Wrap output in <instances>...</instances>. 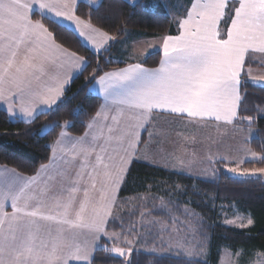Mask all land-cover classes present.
<instances>
[{"label": "snow or ice", "instance_id": "obj_1", "mask_svg": "<svg viewBox=\"0 0 264 264\" xmlns=\"http://www.w3.org/2000/svg\"><path fill=\"white\" fill-rule=\"evenodd\" d=\"M77 4L78 0H0V101L8 103L11 115H16L13 104L17 101L19 114L25 119H32L37 113L46 114L44 109L51 112L70 84L71 72L82 71L87 65L84 57L57 44L48 27L30 18L34 7L56 18L50 23L55 24L58 19L69 22L78 36L97 53L113 39L77 16ZM225 19H230L226 38L220 28ZM178 25V35L162 39L163 57L157 68L130 64L105 72L98 79V68L93 70L88 83L95 80L105 104L89 128L95 126L102 114L105 120L108 119L103 110L110 104L120 106L121 111L129 110L135 121L133 128L144 127V122L155 110L186 116L192 121L234 122L241 101L239 89L245 56L250 50L264 53V0H192ZM65 64L69 66L67 73L63 72ZM260 81L264 82V77ZM111 119L117 121L116 116ZM70 126L65 122L62 127ZM55 127L61 126L45 125L44 130ZM116 133V128L108 126L107 135L101 130L100 136L108 145L121 146L129 133ZM131 135L128 150L115 167L105 162L107 149L100 147L93 171L87 174L90 187L95 190L96 176L100 175L96 169H104L99 201H92L89 189L85 188L84 199L79 201L78 207L74 195L78 188H70L66 197H53L50 203L32 191L31 184L36 177L21 185L17 182L19 178L8 175L5 169V175L0 176V264H69L70 261L79 264L88 261L93 248L88 243L81 245L78 242V230H87L94 240L105 232L116 189L139 140L138 133ZM65 136L62 130L61 139L56 143H62ZM77 145L85 155L96 151V148L84 145L83 137L73 143V152ZM251 155L254 159L264 160V156ZM228 170L242 176L264 174V168L232 167ZM5 201L11 202L10 214L5 211ZM42 222L49 225L47 230ZM252 223L251 219L247 221L248 225ZM106 250L125 255L124 249L119 247Z\"/></svg>", "mask_w": 264, "mask_h": 264}, {"label": "trees", "instance_id": "obj_2", "mask_svg": "<svg viewBox=\"0 0 264 264\" xmlns=\"http://www.w3.org/2000/svg\"><path fill=\"white\" fill-rule=\"evenodd\" d=\"M76 15L110 35L114 41L108 49L95 53L71 30L33 14L34 20H39L54 33L57 43L84 57L87 65L70 82L58 105L51 112L39 114L28 123L12 119L5 112H0V165L13 168L25 176L36 174L41 166L48 163L52 144L64 129L62 126L65 122L71 125L65 129L70 134L74 136L84 134L101 103L100 98L89 91L95 80L88 83V79L93 75L94 69L98 68L96 72L98 78L103 73L124 65L114 60L123 37L129 32L140 33L145 37L176 34L166 10L161 5H154L145 0L134 4H128L123 0H102L96 8L80 2ZM160 60L161 53L152 52L143 57L140 63L148 68H156ZM244 68L236 125L244 130L254 129L255 136L249 147L255 153L264 155V85L251 81L246 73L247 68L264 70V61L259 62L254 55L248 54ZM53 124L61 127L42 133L45 125ZM225 166L226 163L223 161L214 162L212 164L214 177L205 180L135 160L118 195V201L122 204L127 199L134 198L135 209L132 212L126 211L127 209L123 212H113L106 225L108 232L123 231L126 225L136 219L142 208H151L150 203L139 205L143 193L152 191L155 196L160 197L167 188L175 190L179 186L182 193H175L179 198L174 207L177 211L189 204L198 213L196 223L201 227L203 240L208 244L206 260H188L183 257L158 256L144 252H133L129 259L125 260L107 251L110 244L102 238L90 264H218L223 248L234 254L240 250L246 255L255 251L264 253V180L261 177L231 175L225 171ZM243 167L262 168L264 160L246 162ZM219 207L222 209L235 207L249 216L253 223L246 228L227 227L220 222V216L217 214ZM159 213L153 215L167 218L163 212Z\"/></svg>", "mask_w": 264, "mask_h": 264}, {"label": "crops", "instance_id": "obj_3", "mask_svg": "<svg viewBox=\"0 0 264 264\" xmlns=\"http://www.w3.org/2000/svg\"><path fill=\"white\" fill-rule=\"evenodd\" d=\"M101 1L102 0H78V4L80 2H83L91 8H96L101 3ZM123 1H125L128 4H134L140 0H123ZM145 1L152 2L154 5H157V4L161 5L166 10L167 14L170 16L172 23L174 25V28L176 31L175 35H178V28H179L178 21L180 19L184 18V16L186 15V9L191 6L192 0H145ZM229 7L231 8L232 5L230 4ZM33 14H37L41 17H44V18H47L50 20L56 19L55 17L52 16V14H49L47 12L41 13V11L38 9V7H34L30 11V18L33 21H39V20L33 19V17H32ZM75 14H76V12H75ZM82 20L85 23H89L88 21H86L84 19H82ZM56 23H58L64 27H66L67 29L71 30L88 49H90L92 52L97 53L96 50L93 49L90 44H88L83 38L78 36L77 32L74 30V26L71 25L69 22L64 21L63 19H58V20H56ZM229 24H230V19H225L220 24L222 36H224L225 38H226V30H227V27ZM90 25L93 28L98 29L95 26H93L92 24H90ZM98 30H100V29H98ZM100 31L104 32L102 30H100ZM175 35H171V36H175ZM164 36H168V35H162V36H157V37H145V36H142V34H140V33L129 32L125 37H123L120 40L119 45H118V52H117L116 57L114 59L115 62L123 63L124 65L122 67L110 70L108 72L127 67L130 64H136V63L141 64L140 63L141 59L143 57H145L146 55L152 53V52H160L161 53V59H162L163 53H162L161 45H162V39ZM153 40L157 41V43L155 45L156 47L154 46L155 49H151V51H143L145 46L148 43H151V41H153ZM113 41H114L113 39L111 41H109V43L107 45H105V47L103 49H101L100 52L108 49ZM57 44H59V43H57ZM70 52H72V51H70ZM248 54L254 55V58L257 61L262 62V61L257 59V56L264 55V53L253 52L250 50L246 54L245 59H246ZM77 56H79V55H77ZM145 68H148V67H145ZM149 69H154V68H149ZM249 69H252V68H247L246 73ZM254 69H256V68H254ZM244 70H245V68H243V71ZM68 71H69V66L67 64H65V66L63 68V72L67 73ZM243 71H242V73H243ZM79 72L73 70L71 72L70 80L72 81L74 79V77ZM89 91L93 95H96L97 97L100 98L101 103H100V106L98 108V111H102V106L105 104V100H104L102 94L99 93V86L96 84L95 81L90 86ZM239 91H240V89H239ZM13 107L16 108V110H17L16 115H11L9 113L7 102L0 101V112H5L12 119H19V120H22V121L28 123V122L33 121L36 118V116L39 115V113H37L34 118L25 119L22 115L19 114V101L14 103ZM46 111H48V110L44 109V112H46ZM103 112L107 114L108 119L105 120L104 115L102 114L101 117L98 118L95 126L93 128H89L88 126L90 123H92L93 118L96 116V114H95L94 117L90 120V122L86 128V131L81 136H74V135L70 134L69 132H67L65 129H63V131L66 133V136L63 139V142L60 144L56 143L58 140L61 139L60 134L58 135L57 139L53 142L52 147H51L50 160L48 161V163L44 164V165L48 166L46 169L41 166L36 174H34L32 176H25V175L20 174L19 172H17L13 168L0 165V176L5 175V169H6L8 175L19 178L17 182L21 185L26 180H28L32 177H36V179L31 184L32 191L38 197H40L42 195L50 203L52 202V198L55 196L66 197L67 195H69L70 193L68 190L72 187H76L79 189V191L74 193V195L76 196V206L77 207H78L79 201L84 199V189L85 188L89 189V198L92 201L96 202V201H99V189H100L101 185L104 183V177L102 175L104 169L102 167L96 169V171L98 173H100V175L96 176L97 187L95 190L91 189L90 179H89L87 174L93 171V166L96 163L95 157H96V154L99 151L100 147L107 149L105 162L110 163L111 165H113V167H115L116 165L119 164L120 157L122 155H124L126 150H128L127 149V143H128V140L132 139L131 133H133V132L138 133L139 140H138L137 146L135 148V151L132 155V159L127 166V171L124 174V178L121 180L119 187L116 189V192H115V200L113 202L112 209H111V215H112L113 207L118 200V195H119L120 189L122 187L124 179H125L128 171H129L133 161L139 160L141 162L147 163V164L152 165V166H157V167H160L163 169H167L171 165L172 166H182V163H180V162L176 165L175 161H180V160L184 161L186 158H188V152L194 153L193 155L191 154L192 159L194 161L197 162V160H199L198 157L196 156V155H198V154H196V152H198L199 149L202 148V146L204 144V139H203V137L201 138L202 129L200 130V133H198V138L195 135H193L192 131H189L186 133L183 131L184 129H182L181 130L182 135L184 136V138H182V142L176 141L175 143L173 142V144H172V142H168L167 145H170V146L165 149V145L167 142H162V140H164L166 138L165 134L168 133V130L166 129L165 125H168L171 127V132H173L172 131V129H174L173 127H176V126H182V128H184V126H192L195 129L196 126L197 127L198 126L203 127L204 124L205 125H207V124L215 125V127L227 126L226 128H228V127L231 128L232 129V138L231 139L221 140L219 137V139H215V141L211 142V143L215 142L213 146L210 144V142H208V145L206 146L207 154L209 156H211V155L216 153L218 156H221L223 159H219L218 161L225 162L226 166L227 165L228 166L235 165V163H230V160H234V158H231L229 156V153H230V155H232V153L235 151L232 149V147L233 146L235 147L238 144V142H236V141L239 140V138L241 136H243L246 132L251 131V129L244 130V129H242L236 125L237 116H236L233 123L227 124V123H224L223 121L217 122L214 119L213 120H206V121H199V120L192 121L189 118H187L186 116H177V115H174V114H171L168 112H162L160 110H155L149 115V119L144 122V127L133 128L135 121L133 119H131V113L129 112V110L124 109L123 111H121L120 106L115 105V104H110L109 108L104 109ZM237 115H238V108H237ZM112 116H116L117 121H113L111 119ZM152 124H154L155 127H152ZM108 126L116 128L117 129L116 134H118V135H123L125 133H129V135L126 136V139H125V142L123 143V145L117 146L115 143L108 145L105 142V140L101 138V136H100L101 130H103V132L106 136ZM203 129H204V127H203ZM220 129H222V128H220ZM252 131H253L252 132L253 135L250 136V140H252V138L255 136V131L253 129H252ZM218 134H221V132H218ZM82 137L84 138V145L89 147V148H96V151H93L90 155H85L79 151V148L81 146L77 145V150L75 152H73L72 151L73 143ZM94 137H95V139H94ZM236 137H238V138H236ZM142 138H143V142H142ZM172 150L175 151L172 154L174 156L173 159L167 157V153L166 154L163 153L165 151H172ZM157 153L166 157V159L161 160L162 159L161 157H156ZM109 156L112 158L111 160L107 159V157H109ZM199 157H200V159L202 161V165H203V157H201V156H199ZM156 158H159V159H156ZM207 160H208V162L206 163V165L210 166V167H212V164L214 162H217V161H214L212 158H209V157H207ZM196 162L194 164L196 166H199V164ZM78 173H81L82 175H77ZM5 211L9 214L12 212L10 201H5ZM111 215L108 217V219L106 221L105 228H106V225H107L108 220L110 219ZM42 225H43V228L45 230H47V228L49 227V225L45 222H42ZM53 230H54V228H53ZM78 231L80 232V235L78 237V242L81 245L88 243L93 248V251L89 257V260L86 262H79V264H90L92 257H93V254H94L96 248L99 246L100 240L102 239L103 233L100 234L99 239L94 240L93 234L87 232V230H78ZM69 264H78V262L70 261ZM218 264H221L220 260H219Z\"/></svg>", "mask_w": 264, "mask_h": 264}, {"label": "rangeland", "instance_id": "obj_4", "mask_svg": "<svg viewBox=\"0 0 264 264\" xmlns=\"http://www.w3.org/2000/svg\"><path fill=\"white\" fill-rule=\"evenodd\" d=\"M156 43V40L151 41V43H148L145 46L143 51H151V49H155ZM257 59L264 61V55L257 56ZM247 76L254 83L264 85V82L260 81V78L264 77L263 69H249L247 71ZM152 127H155V125L152 124ZM165 127L168 130V133L165 134L167 139L165 138L162 140V142H167L165 149L170 146L167 145L168 142H172V144L176 141L182 142V138H184L181 131L182 129H184L183 131L186 133L192 131L193 135H195L197 138L198 133H200V130L202 129L201 138L203 137L204 139L202 148L196 152V154L203 157V165L198 155L196 156L199 160L196 162L191 156V154L193 155L194 153L188 152V158H186L184 161H175L176 165L180 162L182 163V166L171 165L166 170L182 172L197 179H212L214 177V170L212 167L206 165L208 162L207 157L212 158L214 161H218L219 159L223 158L218 156L216 153L209 156L207 154L206 146L208 145V142H210V144L213 146L215 142H211L215 141V139H219V137L221 140L231 139L232 129L229 127L226 128L227 126L215 127V125L204 124V129L202 126H198L199 128L196 126L195 129L192 126H184V128H182V126H176L173 127V132H171L170 126L165 125ZM45 132L46 131L43 129L42 133ZM218 132H221V134H218ZM252 132L253 131L251 129V131L246 132L239 138V140L236 141L238 144L235 147H232V149L235 151L232 153V155L229 153V156L234 158V160H230V163H235V165L225 166V171L237 177H261L264 180V174L257 173L256 175L242 176L239 174V172L233 173L228 170L232 167L245 169L243 165L246 162H263V160L254 159L251 155V153H255L249 147V143L251 141L250 136L253 135ZM174 152L175 151L172 150L165 151L163 153H167V157L173 159L174 156L172 154ZM256 155L257 157L264 156L257 153ZM156 157H161V160L166 159V157L158 153ZM195 162L198 163L199 166H196L194 164ZM165 192L166 195H164ZM176 192L182 193V189L179 186H177L175 190L167 188L162 192L160 197L155 196L156 194H153L152 191L143 193L140 197L141 203L139 205L143 206L144 204L150 203L151 208H142L136 219L131 222V224L126 225L123 231L108 232L105 228L102 238H104L110 244V249L114 247L122 248L124 249L125 255L120 256L112 253L111 251L110 253L120 258H124L125 260H128L133 252H144L158 256L183 257L188 260H206L208 255V244H206V242L203 240L201 227L196 223V217L198 213L193 210L189 204L184 205L181 210L176 211L174 203L179 198L175 194ZM135 204L134 198L127 199V201L123 202V204L117 200L113 207L112 213L118 211L123 212L126 209V211L132 212V210L135 209ZM218 210L219 213L217 214L220 216V222L223 225L236 229L250 226L247 224V221L250 219V217L240 212L235 207H229L225 209L219 207ZM156 212H163L166 214L167 218L156 217L153 215ZM240 224L246 226L240 227ZM129 249H131V252L128 251ZM219 260L221 261V264H264V253L255 251L250 255H246L242 250H240L234 254L230 250L223 248L220 252Z\"/></svg>", "mask_w": 264, "mask_h": 264}]
</instances>
